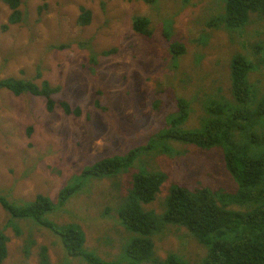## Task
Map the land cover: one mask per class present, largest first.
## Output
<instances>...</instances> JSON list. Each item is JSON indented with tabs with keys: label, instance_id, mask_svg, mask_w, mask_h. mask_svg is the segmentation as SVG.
I'll use <instances>...</instances> for the list:
<instances>
[{
	"label": "rangeland",
	"instance_id": "obj_1",
	"mask_svg": "<svg viewBox=\"0 0 264 264\" xmlns=\"http://www.w3.org/2000/svg\"><path fill=\"white\" fill-rule=\"evenodd\" d=\"M226 1L159 0L149 5L143 0H22L24 20L7 30L11 10L0 2V80H34L39 85L47 80L61 87L53 96L57 104L52 112L43 97L0 89V196L23 205L44 195L57 205L59 192L76 183L85 169L105 157L148 146L152 135L168 127L177 97L191 104L183 129H201L210 117L208 103H234L231 63L236 55L253 60L256 67L249 81L257 91L255 100H260L264 18L252 13L237 33L211 27L208 23L223 12ZM83 7L93 16L90 25L81 27ZM134 16L151 20L150 38L133 30ZM66 43L63 50L54 48ZM173 43L183 44L185 54L173 58ZM108 51V56L101 54ZM62 101L81 114L67 115L59 106ZM168 143L172 151H145L122 169L113 179L120 191L111 178L84 179V189L45 219L60 226L78 224L88 252L106 262L128 264L123 246L131 234L120 223L117 199L127 196L131 176L133 181L146 169L144 163L168 175L156 200L144 205L146 210L162 212L176 183L236 193L221 149ZM13 225L20 226L23 235L18 236ZM0 231L9 239L3 264H40L43 247L48 248L50 264H89L83 257H68L59 235L29 219H10L2 205ZM153 240L160 263L174 254L189 264H202L209 253L186 227L168 225Z\"/></svg>",
	"mask_w": 264,
	"mask_h": 264
},
{
	"label": "trees",
	"instance_id": "obj_2",
	"mask_svg": "<svg viewBox=\"0 0 264 264\" xmlns=\"http://www.w3.org/2000/svg\"><path fill=\"white\" fill-rule=\"evenodd\" d=\"M143 1L155 5L159 0ZM0 2L11 10L8 25L4 29L7 30L9 25H20L24 20L22 0ZM252 13L264 18V0H227L223 12L216 15L215 19L211 18L208 25L237 33L248 25ZM92 16L91 10L81 8L79 25H90ZM133 30L146 38L153 35L151 20L145 16L133 17ZM166 36L170 37V33ZM67 45L54 48L63 50ZM169 51L173 58H177L184 55L186 49L183 44L173 43ZM110 53L101 54L108 56ZM92 61L96 62L95 59ZM255 67L247 55L239 54L232 59L231 91L234 103H208L206 111L210 117L201 129H183L191 113V104L187 99L177 97V111L169 116L168 127L152 135L148 146L105 157L92 168L85 169L76 183L59 192L57 205L44 195H38L33 202L23 205L0 196V205L6 209L10 219H29L59 235L66 255L70 258L83 257L89 264H120L106 262L88 252L85 249L86 236L78 224L60 226L45 219V216L57 207H64L81 192L84 179L111 178L113 181L122 169L131 167L145 151L157 147L163 153L172 151L173 147L168 141L196 146L202 150L221 149L226 170L237 184L236 193L231 195L208 186L191 187L176 183L164 199L165 208L162 212L150 208L146 210L144 205L156 200L168 175L163 171L149 169L144 163L146 169L136 173L133 181L131 176L127 196H118L117 202L120 201V205L116 209L121 225L131 234L129 242L123 246L130 260L128 264H189L174 254H170L164 263L156 259L153 237L168 225L186 227L198 243L208 249L209 253L202 264H264V95L260 100H255L257 91L249 81V75ZM60 88L53 87L47 80H43L41 85L34 80H0V89L8 90L16 96L29 94L45 98L46 109L50 112L54 111L57 104L53 96L59 93ZM59 106L67 115L81 114L79 108L72 109L66 101L59 102ZM97 106L100 107V103ZM32 132L30 127L28 135L31 136ZM113 185L121 190L114 181ZM13 226L18 236L23 235L20 226ZM8 241V237L0 231V264L8 256ZM40 259V264H50L47 247L41 249Z\"/></svg>",
	"mask_w": 264,
	"mask_h": 264
}]
</instances>
